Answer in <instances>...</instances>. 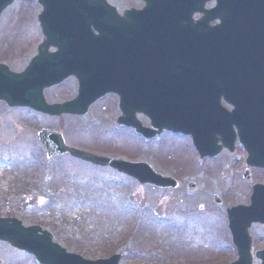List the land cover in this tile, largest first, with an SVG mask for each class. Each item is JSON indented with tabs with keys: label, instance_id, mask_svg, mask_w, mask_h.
I'll return each mask as SVG.
<instances>
[{
	"label": "water",
	"instance_id": "95a60500",
	"mask_svg": "<svg viewBox=\"0 0 264 264\" xmlns=\"http://www.w3.org/2000/svg\"><path fill=\"white\" fill-rule=\"evenodd\" d=\"M13 1L0 0V15ZM143 1L142 9L125 10L121 16L107 0H37L43 39L22 71L0 64V100L49 116H78L99 97L116 93L121 110L117 122L143 137L163 129L189 134L201 157L212 156L223 147L232 149L231 125L236 124L248 152L247 164L264 168V110L251 107L253 103L244 105L243 96L226 95L264 92V0H214L209 9L205 4L213 0ZM195 13L203 17L194 20ZM214 20L218 23L211 27ZM70 76L78 82L77 95L47 103L43 90ZM220 93L241 106L226 113L219 107ZM137 113L149 118L152 129L141 125ZM37 139L47 157L68 154L141 184L177 186L145 162L68 146L55 130L40 129ZM226 212L237 251V259L229 264H252L248 229L264 223V185L253 187L249 206ZM0 241L33 255L39 264H120L119 254L87 260L69 253L53 242L47 229L24 226L16 218L0 217ZM255 257L264 264V250Z\"/></svg>",
	"mask_w": 264,
	"mask_h": 264
},
{
	"label": "rangeland",
	"instance_id": "374dc122",
	"mask_svg": "<svg viewBox=\"0 0 264 264\" xmlns=\"http://www.w3.org/2000/svg\"><path fill=\"white\" fill-rule=\"evenodd\" d=\"M107 1L120 10L142 6L139 0ZM39 11L35 0H15L0 16V63L12 71L27 64L42 39ZM76 88V80L69 78L44 95L49 103L61 102L71 99ZM116 102L108 95L85 116L56 118L0 104V216L46 228L61 246L88 259L117 251L124 255L122 264H222L235 259L226 240L225 209L247 203L251 185L264 183V172L252 170L250 180L243 181L245 153L240 146L200 159L190 138L181 134L162 132L144 141L117 125ZM139 119L148 126L144 117ZM40 128L62 131L72 147L145 161L177 179L179 186L170 190L138 185L68 156L48 159L36 139ZM130 203L133 215L125 207ZM168 205L182 213L186 224L173 218ZM160 218L170 226L156 224ZM249 233L253 251L264 249V225H253ZM258 262L253 259V264ZM0 264L36 263L0 242Z\"/></svg>",
	"mask_w": 264,
	"mask_h": 264
},
{
	"label": "trees",
	"instance_id": "16d2710c",
	"mask_svg": "<svg viewBox=\"0 0 264 264\" xmlns=\"http://www.w3.org/2000/svg\"><path fill=\"white\" fill-rule=\"evenodd\" d=\"M126 207V210L128 211V212H130L128 209H133V206H132V204L130 203V205H128V206H125ZM128 208V209H127ZM171 208V207H170ZM170 208H168L171 212H170V214L173 216V218L175 219V220H177V221H181V215H180V213L181 212H179L178 210H177V208L175 207V206H173L171 209ZM168 210V211H169ZM131 213V212H130ZM182 214V213H181ZM131 215V214H130ZM181 218V219H180ZM184 219V218H183ZM182 219V220H183ZM162 221V222H161ZM169 222V220L167 221V220H164V219H162V218H160V221H158L156 224H160V223H162V224H164L165 226H170V224L168 223ZM174 225V224H173Z\"/></svg>",
	"mask_w": 264,
	"mask_h": 264
},
{
	"label": "flooded vegetation",
	"instance_id": "af4514ba",
	"mask_svg": "<svg viewBox=\"0 0 264 264\" xmlns=\"http://www.w3.org/2000/svg\"><path fill=\"white\" fill-rule=\"evenodd\" d=\"M221 103L227 110H232L233 109V105L231 103H228L227 101H221ZM236 146H240V144L236 143ZM253 172H252V170H250V174L253 173Z\"/></svg>",
	"mask_w": 264,
	"mask_h": 264
}]
</instances>
